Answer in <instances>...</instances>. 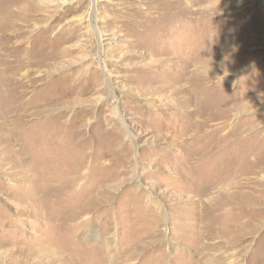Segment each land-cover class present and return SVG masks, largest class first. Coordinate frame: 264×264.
<instances>
[{"label":"rangeland","instance_id":"374dc122","mask_svg":"<svg viewBox=\"0 0 264 264\" xmlns=\"http://www.w3.org/2000/svg\"><path fill=\"white\" fill-rule=\"evenodd\" d=\"M0 264H264V0H0Z\"/></svg>","mask_w":264,"mask_h":264}]
</instances>
